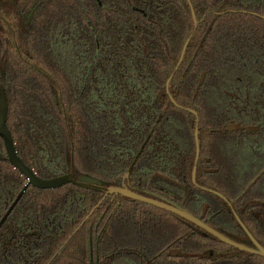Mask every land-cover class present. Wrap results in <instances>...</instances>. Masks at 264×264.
Listing matches in <instances>:
<instances>
[{
  "label": "trees",
  "instance_id": "1",
  "mask_svg": "<svg viewBox=\"0 0 264 264\" xmlns=\"http://www.w3.org/2000/svg\"><path fill=\"white\" fill-rule=\"evenodd\" d=\"M261 4L0 0V85L18 156L41 178L102 188L30 186L0 229V264H91V243L95 264H148L142 253L149 264L264 262L173 213L104 199L123 185L155 194L253 246L239 218L264 247ZM26 183L0 138V221ZM175 241L180 257L167 255Z\"/></svg>",
  "mask_w": 264,
  "mask_h": 264
},
{
  "label": "water",
  "instance_id": "2",
  "mask_svg": "<svg viewBox=\"0 0 264 264\" xmlns=\"http://www.w3.org/2000/svg\"><path fill=\"white\" fill-rule=\"evenodd\" d=\"M192 7V6H191ZM192 13H193V19L195 22V31L198 27V21H197V17L196 14L192 8ZM192 37H190L184 47V53L191 41ZM183 53V54H184ZM183 61V57L181 58L179 65L176 69V71L179 69V67L181 66ZM176 72L173 73V75L171 76L169 82L171 81V79H173L174 75ZM194 114L197 117V127H196V132H195V137H196V141L198 143V124H199V119H198V115L197 113L194 112ZM8 116H9V101L7 98V95L5 93V91L3 90V88L0 85V138L3 139L4 142V146H5V150L7 153V157L8 160L10 162V164L16 169L18 170L22 176H24L27 179V183L25 185V187L23 188V190L19 193V195L17 196V198L15 199V201L12 203V205L10 206V208L8 209V211L5 213V215L3 216V218L0 221V229L2 228V226L5 224V222L7 221V219L9 218V216L11 215V213L13 212V210L15 209V207L17 206V204L20 202V200L22 199L23 195L25 194V192L27 191V189L30 186H33L37 189H41V190H55V189H59L67 184H73L75 186L78 187H83V188H88V189H102L96 185H94L93 181L91 179H88L86 177H83L80 179V181H76L75 179H73L71 177L70 174H66V175H62V176H58V177H54V178H50V179H44L39 177L28 165H26L24 163V161L18 156V153L16 151V147H15V143L13 140V136L12 133L9 129L8 126ZM200 158V148L199 146L197 147V156H196V161H195V168H194V173H193V180L195 181L196 179V170H197V165H198V161ZM135 162L131 165V167L128 170V173L126 174V178H129L131 175V172L134 168ZM105 191V196L104 199L109 197L110 195L113 194H118L121 195L123 197L135 200V201H139L154 207H157L159 209L165 210L167 212L173 213L185 220H187L188 222L196 225L197 227L203 229L204 231H206L208 234L212 235L213 237L217 238L218 240L222 241L223 243L234 247L240 251L249 253V254H253V255H258L264 258V248L262 246H260L254 239V237L252 236V234L249 232V230L244 226V224L242 223V221L238 218V221L240 223V225L242 226V228L244 229V231L246 232V234L248 235V237L255 243V248H250L248 246L239 244L234 242L233 240H231L229 237L223 235L222 233H220L219 231L215 230L214 228H212L211 226H209L205 221H203L202 219L198 218L197 216H195L193 213H191L190 211L177 206L176 204L172 203L169 200H165L164 198L152 194V197L149 196H144L141 194H138L130 189H127L123 186L121 187H110L107 189H104ZM216 195L220 196L221 198L225 199L220 193H216L214 192ZM102 201L98 204V206L90 213V215L85 219L84 223L85 224L87 222V220L94 214L95 210L101 205ZM90 259H91V264H95L94 262V253H93V246L92 243L90 244Z\"/></svg>",
  "mask_w": 264,
  "mask_h": 264
},
{
  "label": "flooded vegetation",
  "instance_id": "3",
  "mask_svg": "<svg viewBox=\"0 0 264 264\" xmlns=\"http://www.w3.org/2000/svg\"><path fill=\"white\" fill-rule=\"evenodd\" d=\"M258 10H261V11H263L264 12V4H261L259 7H258ZM263 19H264V15L263 14H259ZM263 173H264V169L261 171V173H260V176H259V178L261 179V181H260V188H261V191H264L263 190V182H264V180L262 179V176H263ZM213 228V227H212ZM216 230V229H215ZM248 236V235H247ZM253 236V235H252ZM249 238V237H248ZM170 239L172 240V238L170 237ZM175 240H182V237H180V238H174ZM188 240H191V238H187ZM255 239V241L260 245V246H262L261 244H260V242L256 239V238H254ZM232 240V239H231ZM249 240L253 243L252 245L253 246H249L250 248H255V243L249 238ZM234 242H236V241H234ZM236 243H238V242H236ZM240 244V243H239ZM263 247V246H262ZM170 248H171V250H170V252L169 253H167V255L168 256H171V257H180V256H182L183 254H182V245H178L177 244V241H175V242H172L171 244H170ZM264 248V247H263ZM161 254H163V253H161ZM161 254H156L158 257H160L161 256ZM139 256H142L145 260H146V263H150V256L147 254V253H142L141 255H139ZM258 256V255H257ZM259 257H261V256H259ZM155 258H157V257H155ZM261 258H263V257H261ZM167 262V261H166ZM166 262H164V263H166ZM264 262L262 261V260H258V262L256 263V264H263ZM166 264H183L182 262H179V261H174V260H171V261H168ZM190 264H192V263H190Z\"/></svg>",
  "mask_w": 264,
  "mask_h": 264
}]
</instances>
